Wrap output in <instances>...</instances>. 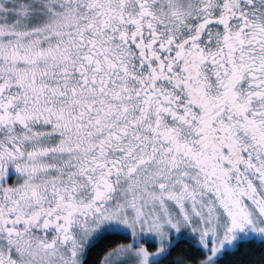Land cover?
Instances as JSON below:
<instances>
[{
  "label": "snow or ice",
  "instance_id": "6c2138e0",
  "mask_svg": "<svg viewBox=\"0 0 264 264\" xmlns=\"http://www.w3.org/2000/svg\"><path fill=\"white\" fill-rule=\"evenodd\" d=\"M0 264H264V0H0Z\"/></svg>",
  "mask_w": 264,
  "mask_h": 264
},
{
  "label": "trees",
  "instance_id": "16d2710c",
  "mask_svg": "<svg viewBox=\"0 0 264 264\" xmlns=\"http://www.w3.org/2000/svg\"><path fill=\"white\" fill-rule=\"evenodd\" d=\"M256 255H257V257H258V256H259V253L257 252Z\"/></svg>",
  "mask_w": 264,
  "mask_h": 264
}]
</instances>
